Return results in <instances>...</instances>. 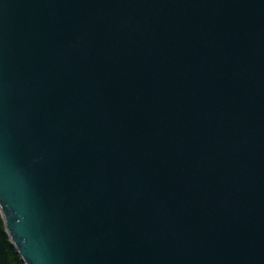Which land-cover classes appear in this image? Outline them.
<instances>
[{
    "label": "water",
    "instance_id": "obj_1",
    "mask_svg": "<svg viewBox=\"0 0 264 264\" xmlns=\"http://www.w3.org/2000/svg\"><path fill=\"white\" fill-rule=\"evenodd\" d=\"M0 211L24 264H264V0H0Z\"/></svg>",
    "mask_w": 264,
    "mask_h": 264
},
{
    "label": "trees",
    "instance_id": "obj_2",
    "mask_svg": "<svg viewBox=\"0 0 264 264\" xmlns=\"http://www.w3.org/2000/svg\"><path fill=\"white\" fill-rule=\"evenodd\" d=\"M0 264H24L16 246L7 232L4 219L0 211Z\"/></svg>",
    "mask_w": 264,
    "mask_h": 264
}]
</instances>
